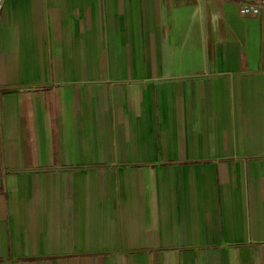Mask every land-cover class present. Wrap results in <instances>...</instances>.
<instances>
[{"label":"crops","instance_id":"crops-1","mask_svg":"<svg viewBox=\"0 0 264 264\" xmlns=\"http://www.w3.org/2000/svg\"><path fill=\"white\" fill-rule=\"evenodd\" d=\"M239 0H5L0 264H264V14Z\"/></svg>","mask_w":264,"mask_h":264},{"label":"built area","instance_id":"built-area-1","mask_svg":"<svg viewBox=\"0 0 264 264\" xmlns=\"http://www.w3.org/2000/svg\"><path fill=\"white\" fill-rule=\"evenodd\" d=\"M5 0H0V11ZM239 13L241 15L260 16L264 14V0H239Z\"/></svg>","mask_w":264,"mask_h":264}]
</instances>
